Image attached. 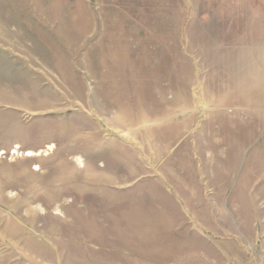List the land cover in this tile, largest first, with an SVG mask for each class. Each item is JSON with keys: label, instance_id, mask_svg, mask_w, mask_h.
Wrapping results in <instances>:
<instances>
[{"label": "rangeland", "instance_id": "rangeland-1", "mask_svg": "<svg viewBox=\"0 0 264 264\" xmlns=\"http://www.w3.org/2000/svg\"><path fill=\"white\" fill-rule=\"evenodd\" d=\"M0 264H264V0H0Z\"/></svg>", "mask_w": 264, "mask_h": 264}, {"label": "crops", "instance_id": "crops-1", "mask_svg": "<svg viewBox=\"0 0 264 264\" xmlns=\"http://www.w3.org/2000/svg\"><path fill=\"white\" fill-rule=\"evenodd\" d=\"M140 168H141V166H140ZM133 173H131L130 175H132ZM105 177L107 178V181H110L111 179H110V177H109V175L107 174V175H105ZM142 177V174H141V172H139V174H138V176L137 177H128V180H135L136 178L137 179H140ZM106 178H102V179H105L106 180ZM114 179H116V178H114Z\"/></svg>", "mask_w": 264, "mask_h": 264}]
</instances>
